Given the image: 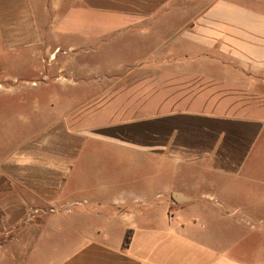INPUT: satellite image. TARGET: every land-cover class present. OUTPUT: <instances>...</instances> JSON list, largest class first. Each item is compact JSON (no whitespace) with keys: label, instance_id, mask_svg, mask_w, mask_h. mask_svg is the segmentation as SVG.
I'll use <instances>...</instances> for the list:
<instances>
[{"label":"crops","instance_id":"crops-1","mask_svg":"<svg viewBox=\"0 0 264 264\" xmlns=\"http://www.w3.org/2000/svg\"><path fill=\"white\" fill-rule=\"evenodd\" d=\"M57 47L71 61L120 49L121 62L99 63L98 85L132 78L2 151L6 257L264 264V0H0L1 73L11 57L48 53L52 75ZM90 151L127 164L98 166L95 187L70 191ZM221 221L236 238L226 249L200 235ZM252 236L256 254L233 253Z\"/></svg>","mask_w":264,"mask_h":264},{"label":"rangeland","instance_id":"rangeland-1","mask_svg":"<svg viewBox=\"0 0 264 264\" xmlns=\"http://www.w3.org/2000/svg\"><path fill=\"white\" fill-rule=\"evenodd\" d=\"M134 45L127 43L126 50H130ZM52 51H54L52 52V75L49 74L50 57L48 53L43 58L40 55L33 56L29 53L18 59L11 57L6 61L10 73L0 72V160L2 151L15 149L13 144L16 140L18 142L22 135H29L44 128L49 124V120L65 115L67 110L86 102L92 94L97 92V88L111 86L114 83H126L132 78L128 75H107L104 76L106 79L102 81L101 86L98 85L100 82L98 73L102 71L98 68L99 63L106 64L108 67L121 62L120 49L109 48L98 52V48L95 47L88 52H80L82 59L73 61L67 58L72 53L66 54L58 47L52 48ZM51 101L52 107H50ZM8 144L13 146L11 145L10 148ZM84 160L69 185L70 191L80 189L83 184L95 187L98 166H125L127 164L126 159L116 161L107 154L91 151L86 153ZM144 174V170L139 171L138 178ZM240 221L246 225L255 224L252 220ZM93 222L98 223L96 220ZM225 225L230 227L231 223L216 222L215 227L218 230L210 228L206 235L204 233L200 235L210 244L226 249L229 243L235 241L236 238L233 232L228 234L229 236L225 234ZM9 231L8 228L0 229L1 233H5H0V264H16L6 257L4 251L7 248L6 245L15 237V233L7 234ZM221 234L226 238L228 236V243L219 244L217 238L221 237ZM258 242L259 238L256 236L249 237L243 245L236 246L233 253L252 257L258 251ZM50 253L52 254V251L47 250L42 252V256L50 255ZM45 260L42 258L40 262L44 263L41 264H50V258H45Z\"/></svg>","mask_w":264,"mask_h":264},{"label":"water","instance_id":"water-1","mask_svg":"<svg viewBox=\"0 0 264 264\" xmlns=\"http://www.w3.org/2000/svg\"><path fill=\"white\" fill-rule=\"evenodd\" d=\"M175 198L180 201L182 199V197L180 195H175Z\"/></svg>","mask_w":264,"mask_h":264},{"label":"trees","instance_id":"trees-1","mask_svg":"<svg viewBox=\"0 0 264 264\" xmlns=\"http://www.w3.org/2000/svg\"><path fill=\"white\" fill-rule=\"evenodd\" d=\"M128 243V238H126V244Z\"/></svg>","mask_w":264,"mask_h":264}]
</instances>
